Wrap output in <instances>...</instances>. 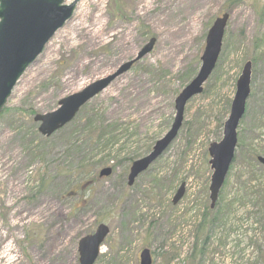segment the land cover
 <instances>
[{
  "label": "rangeland",
  "instance_id": "rangeland-1",
  "mask_svg": "<svg viewBox=\"0 0 264 264\" xmlns=\"http://www.w3.org/2000/svg\"><path fill=\"white\" fill-rule=\"evenodd\" d=\"M222 14L229 19L202 93L185 105L175 140L127 187L130 165L169 131L174 101L196 76L207 32ZM149 40L150 53L70 124L50 138L38 134L34 116L112 75ZM246 63L249 95L210 210L207 151L222 139ZM5 108L0 264H78V241L100 224L108 235L94 264H139L143 249L152 264H264V168L257 162L264 158V0H80ZM100 130L105 137L96 142ZM103 169L111 173L99 178Z\"/></svg>",
  "mask_w": 264,
  "mask_h": 264
},
{
  "label": "water",
  "instance_id": "water-1",
  "mask_svg": "<svg viewBox=\"0 0 264 264\" xmlns=\"http://www.w3.org/2000/svg\"><path fill=\"white\" fill-rule=\"evenodd\" d=\"M79 1L73 0L69 5H65L63 0H0V113L19 78L41 54L53 35L72 17ZM227 20L228 15L223 14L214 20L208 30L200 58V68L195 78L174 101L175 116L169 131L155 143L147 156L132 163L127 176L128 187L133 185L135 179L143 174L176 138L181 128L185 104L201 94L202 85L214 69ZM153 45L154 40H150L134 59L121 65L112 75L95 81L81 92L59 101L56 111L35 116L34 122L39 123L38 133L42 137H50L70 123L82 106L105 90L113 80L127 72L134 63L149 54ZM249 78L250 64L246 63L236 82L229 115L222 127V139L208 148L209 166L212 171L208 188L210 209L215 206L218 192L233 157L236 145L235 131L249 94ZM258 162L264 166V158H258ZM109 175L110 170L104 169L99 177ZM183 193L184 185H180L172 199V205L182 198ZM107 234L108 229L104 225H99L93 235L79 240L77 248L79 264H94L99 247ZM151 263L150 251L142 250L139 254V264Z\"/></svg>",
  "mask_w": 264,
  "mask_h": 264
},
{
  "label": "trees",
  "instance_id": "trees-1",
  "mask_svg": "<svg viewBox=\"0 0 264 264\" xmlns=\"http://www.w3.org/2000/svg\"><path fill=\"white\" fill-rule=\"evenodd\" d=\"M236 1H238V0H236ZM82 110V109H81ZM80 110V111H81ZM79 111V112H80ZM6 112H8V110L6 109V108H4L3 110H2V113H1V115H0V120H2V118L4 117V115L6 114ZM100 129V128H99ZM117 131V128H112L111 130H110V133H109V135H112V134H114L115 132ZM100 133H98V136H97V138H96V142H101V141H103L104 140V132L102 131V130H100L99 131ZM115 139V138H114Z\"/></svg>",
  "mask_w": 264,
  "mask_h": 264
},
{
  "label": "bare ground",
  "instance_id": "bare-ground-1",
  "mask_svg": "<svg viewBox=\"0 0 264 264\" xmlns=\"http://www.w3.org/2000/svg\"><path fill=\"white\" fill-rule=\"evenodd\" d=\"M98 31H99V28H98L97 30L94 31V34L98 33Z\"/></svg>",
  "mask_w": 264,
  "mask_h": 264
}]
</instances>
